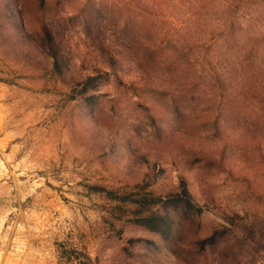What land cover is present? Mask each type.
<instances>
[{"label":"rangeland","instance_id":"rangeland-1","mask_svg":"<svg viewBox=\"0 0 264 264\" xmlns=\"http://www.w3.org/2000/svg\"><path fill=\"white\" fill-rule=\"evenodd\" d=\"M0 264H264V0H0Z\"/></svg>","mask_w":264,"mask_h":264},{"label":"trees","instance_id":"trees-1","mask_svg":"<svg viewBox=\"0 0 264 264\" xmlns=\"http://www.w3.org/2000/svg\"><path fill=\"white\" fill-rule=\"evenodd\" d=\"M188 195H189L188 191H187L186 189H183V192L177 194V195L175 196V198L178 199V200H180V199H185V196H188ZM156 219H158V218H156V216H154V215H151V216H144V217H140V222H142V223L145 224V225L152 226L151 228H152L153 230H156V228L153 227V225H150V223H149V222H152V221H154V220H156Z\"/></svg>","mask_w":264,"mask_h":264}]
</instances>
